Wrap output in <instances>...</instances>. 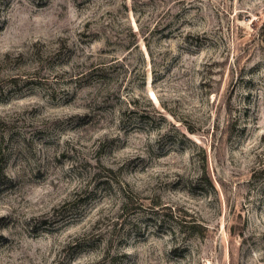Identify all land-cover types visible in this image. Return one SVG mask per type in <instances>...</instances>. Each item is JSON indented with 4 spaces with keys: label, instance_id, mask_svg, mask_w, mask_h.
Returning <instances> with one entry per match:
<instances>
[{
    "label": "rangeland",
    "instance_id": "1",
    "mask_svg": "<svg viewBox=\"0 0 264 264\" xmlns=\"http://www.w3.org/2000/svg\"><path fill=\"white\" fill-rule=\"evenodd\" d=\"M0 264H264V0H0Z\"/></svg>",
    "mask_w": 264,
    "mask_h": 264
}]
</instances>
